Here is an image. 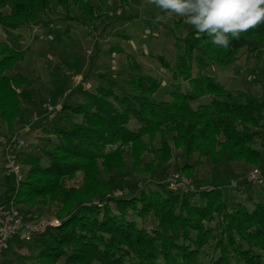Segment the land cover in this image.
Segmentation results:
<instances>
[{"label": "trees", "instance_id": "obj_1", "mask_svg": "<svg viewBox=\"0 0 264 264\" xmlns=\"http://www.w3.org/2000/svg\"><path fill=\"white\" fill-rule=\"evenodd\" d=\"M96 1L98 7L92 0H0V35L41 28L58 36L50 29L56 11L66 24L64 37L76 25L91 30L103 17L104 2ZM116 3L125 6L127 0ZM108 36L130 40L115 32ZM13 43L0 38V122L11 136L23 108H28V113L40 116L42 131L54 135L55 141L52 150L42 154L46 167L40 157L9 146L14 164L22 166L21 178L7 173L0 209L12 210L27 223L30 215L22 211L20 216L16 208L57 204L53 214L60 221L30 237L27 250L34 252L25 259L38 264H264V203L249 197L246 206L229 204L219 189L207 186H189L190 191L182 192L165 182L151 188L146 181L134 190L123 189L121 179H116L124 170L121 149L159 133L169 136L185 159L195 156V165L200 164L198 158L214 167L244 160L255 163L264 177V98L233 94L204 73L211 65L228 68L252 52L261 55L264 23L232 39L227 50L215 47L206 33L197 34L195 29L177 40L181 47L174 64L159 61L175 84L186 82L188 89L176 88L167 102L151 99L161 87L159 79L141 72L135 57L126 55L119 44L110 46L107 55L126 58L124 86L106 79L107 86L71 91L55 109L58 117L52 131L43 124L47 115L37 112L43 104L39 91L14 72L26 52ZM194 68L197 75L192 77ZM74 92L80 100L71 104ZM206 97L211 98L208 103L190 107ZM131 122L136 123L135 130L128 129ZM169 142L163 138L159 144V163L169 157ZM133 159L138 165L140 159ZM78 173L83 174L81 186L65 188L66 180ZM193 197L199 202L193 203ZM213 219L214 226H203ZM18 238L23 240L22 234ZM15 239L9 241L11 247Z\"/></svg>", "mask_w": 264, "mask_h": 264}, {"label": "rangeland", "instance_id": "obj_2", "mask_svg": "<svg viewBox=\"0 0 264 264\" xmlns=\"http://www.w3.org/2000/svg\"><path fill=\"white\" fill-rule=\"evenodd\" d=\"M103 2L102 19L91 30L80 25L73 26L67 32L68 38L62 35L66 24L60 20L62 17L59 11L55 12L54 17L52 16L54 22L53 26L50 27L52 33L56 32L58 36H55V33L46 34V31L41 28L17 30L7 36L1 33L0 38L3 41H8L11 44L14 41L15 48L26 52L24 61L15 66L14 72H19L28 80H31L33 82L32 86H35L39 91L40 100L43 104L37 112H42L41 116L47 115V106L59 110L66 100L65 96L78 87L91 91L98 85L107 86L106 79H113L119 87L123 85L124 75L128 72L124 54L114 53L110 56L106 53L109 47L115 44H119L126 55L131 54L135 57L141 72L161 81L160 89L151 98L153 101H170V92H173L176 88L181 92L188 89L186 82L175 84L171 80L170 73L162 68L159 58L172 66L177 56L176 53L181 47L180 44L176 46L177 40L186 36L194 28L185 24L182 17L175 15L170 18L166 17L164 21L154 23L153 21L157 15L164 16L165 14L160 12L155 5L149 3V0H127L125 6L117 5L116 0H103ZM92 3L97 6L99 2L92 0ZM113 32L126 35L130 40L118 41L108 36ZM100 34L101 37H97L96 40V36ZM17 36L18 39H16ZM260 51L261 55L252 52L250 55L241 56L240 60L228 68L211 65L204 73L233 94L241 93L253 98L263 99L264 47ZM196 75L197 70L194 68L192 77ZM99 77L102 79L98 80ZM84 78L86 81H83ZM78 96L75 93L74 97L70 98V103H77L80 100ZM210 99L206 97L197 100L192 102L190 107L196 109L199 104L208 103ZM28 111H30L28 108H23L21 117L14 124V133L11 136L0 122V137L8 141L12 138L18 139L26 145L20 151L40 157L41 166L46 167L48 161L42 154L52 150V142L55 141V136L44 133L41 125L38 124L40 116H36L31 112L28 113ZM33 117L37 118L36 123L24 130V125L30 124ZM56 117H58V114L55 111L53 119L49 121L47 119L43 123L47 130L52 131L53 127H56L52 124L56 121ZM136 128L135 122H131L128 127L129 130H135ZM163 138L167 142L170 141L169 136H161L159 133L156 137L154 135L146 136L136 145L121 149V163L122 166L124 165V170H122L121 176H116L117 180L121 179V184H119L121 188L134 190L136 187L143 186L146 181L147 186L151 187L156 183H168L175 180V183L184 182V185L186 183V186L193 189L206 186L219 189L229 204L240 202L246 206L249 197L255 202L264 203L262 193L264 190V177H262V172L255 163L240 160L214 167L206 158H198L200 164L195 165L194 162L197 159L195 156L185 159L180 148L169 142V157L162 164L159 163L158 157L160 156L159 144ZM10 146L15 147L16 144L12 143ZM15 151L18 152L17 149ZM8 152L6 146L0 145V199L4 192L3 189L7 185L5 176L9 173V169L5 166V155ZM134 157L140 159L138 165H136ZM17 166L20 170L22 169V166ZM254 169L260 173L258 178L253 183L246 184V177ZM18 178H21V174ZM82 178L83 174L78 173L72 179L66 180L64 187L77 189L82 184ZM231 183L237 184L234 187ZM117 193L120 195L123 190H119ZM194 202L198 203L199 198L193 197ZM56 208L57 204L45 208L33 207L29 209L21 207L16 208L14 211H18L20 216H22V211L28 213L30 217L25 219L27 223L36 224L56 221L59 224L60 221L53 214ZM210 216L214 219L217 217L212 213ZM190 217L192 220V215ZM214 219L213 222L202 223L203 226L206 228L211 225L214 226ZM148 226L150 225L148 224ZM31 241V238L28 241L18 238L15 239L12 247L8 244L7 250L2 255V251L0 252V264H38L25 259L29 253L34 252L33 249L27 250ZM204 250H207V248ZM211 252L208 249L207 253ZM200 256L203 257L204 255L201 253ZM204 260L208 263L207 259Z\"/></svg>", "mask_w": 264, "mask_h": 264}, {"label": "clouds", "instance_id": "obj_3", "mask_svg": "<svg viewBox=\"0 0 264 264\" xmlns=\"http://www.w3.org/2000/svg\"><path fill=\"white\" fill-rule=\"evenodd\" d=\"M164 16L157 15L154 23L173 15L207 34L211 43L227 50L231 40L264 23V0H149Z\"/></svg>", "mask_w": 264, "mask_h": 264}, {"label": "built area", "instance_id": "obj_4", "mask_svg": "<svg viewBox=\"0 0 264 264\" xmlns=\"http://www.w3.org/2000/svg\"><path fill=\"white\" fill-rule=\"evenodd\" d=\"M56 108L52 106L46 107V113L48 121L53 119L54 116V110ZM37 118L33 117L30 121V124L24 125V130H27L30 125L36 123ZM14 143L18 147H26L25 144H23L21 141H19L16 138H12L10 141L4 139L3 137H0V145L6 146V150L9 148V146ZM8 151V150H7ZM5 166L7 169H9V174L12 175V177L18 178L20 175V169L19 167L14 164V160L12 155L8 152V154L5 155ZM259 171L254 169L247 177L246 181L249 183H253L255 179L259 176ZM175 180L169 181L170 187L173 190L180 189L182 192H188L190 191V187L186 186L183 183H175ZM237 183H231L232 186H236ZM58 223L55 222H39V223H23L22 219L15 215L12 210H6V209H0V252L7 247L9 244V241H11L13 238L19 236L22 234L23 239L27 240L30 239V237L37 232H41L42 230L46 229L47 227H53L56 226Z\"/></svg>", "mask_w": 264, "mask_h": 264}, {"label": "crops", "instance_id": "obj_5", "mask_svg": "<svg viewBox=\"0 0 264 264\" xmlns=\"http://www.w3.org/2000/svg\"><path fill=\"white\" fill-rule=\"evenodd\" d=\"M18 37V36H17Z\"/></svg>", "mask_w": 264, "mask_h": 264}]
</instances>
